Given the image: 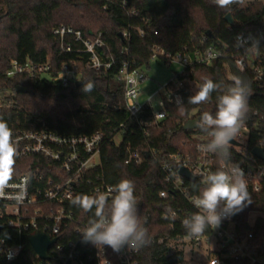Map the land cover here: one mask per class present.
<instances>
[{
  "label": "trees",
  "instance_id": "obj_1",
  "mask_svg": "<svg viewBox=\"0 0 264 264\" xmlns=\"http://www.w3.org/2000/svg\"><path fill=\"white\" fill-rule=\"evenodd\" d=\"M121 1L0 0V118L14 129L77 136L102 132L101 163L81 179L82 187L87 190L80 194L91 195V188L101 181L114 185L121 179L134 181L139 214L142 220L146 219L145 226L151 238L147 246L140 248L139 264H202L198 259H185L183 251L168 243L152 241L167 233L171 236L177 233L162 219V213L175 208L176 204L160 196L163 190H170L163 180L160 158L163 153L195 151L202 140L200 137L209 142L207 131L186 130L183 125L203 111L214 115L216 97L226 90L233 76L241 77L250 88L248 110L240 128L247 134L242 149L249 156L255 147H264V87L255 80L251 70H240L233 57L238 33H255L263 28L264 3L253 1L243 6L239 2L221 9L212 0H127V8H122ZM132 6L137 11L133 15L129 11ZM229 12L234 16L235 25L226 20ZM62 24L80 30L84 37L94 38L101 34L107 44V57L114 60L111 67L96 70L88 66L86 53L62 52L53 33V29ZM209 46L220 50L222 55L210 64L197 61V56ZM74 48L81 49L82 44L76 42ZM156 50L170 54L179 52L192 60L173 78L181 83L180 87L173 79L167 83L168 89L180 93L184 114L180 113L178 104L165 97L168 115L159 123H155L153 105L149 102L137 115L130 114L125 104L124 83L118 79L124 62L129 61L133 68L148 65ZM258 53L257 63L264 67V41ZM29 58L37 63L50 60L53 75L64 62L77 65L82 70L81 78L65 87L53 77L7 75L13 59ZM156 59L164 62L162 57ZM205 77L219 83L221 89L213 93L212 100L206 104H189V97L195 94ZM89 81L94 88L84 93L83 85ZM20 88L26 91H19ZM119 132H123L124 139L117 143L115 136ZM135 150L143 155L141 162L126 163L130 151ZM154 151L156 155L152 154ZM146 152L151 154L145 157ZM230 153V160H245L232 145ZM216 159L222 160L218 156ZM57 164L43 157H15L13 173L19 176L40 167L46 176L52 175L50 170ZM89 178L93 183L87 186ZM198 191L197 186L191 189L196 194ZM249 193L252 203L232 217L237 230L244 234L251 227L248 223L251 212H264V187L260 192ZM78 212L80 216L68 233L71 238L75 228L87 224L90 218L83 210L78 209ZM4 221L0 219L1 237L8 247L21 241L23 249L13 260H7L5 253L0 251V264H39V256L28 240L30 232L20 233ZM256 228L257 236L264 237V218L257 219Z\"/></svg>",
  "mask_w": 264,
  "mask_h": 264
},
{
  "label": "built area",
  "instance_id": "obj_2",
  "mask_svg": "<svg viewBox=\"0 0 264 264\" xmlns=\"http://www.w3.org/2000/svg\"><path fill=\"white\" fill-rule=\"evenodd\" d=\"M128 2L122 0L121 7L127 8ZM129 11L132 15L137 13L133 6ZM141 32L143 33V31ZM53 33L62 52L86 53L88 66L91 68L108 70L114 62L113 57H107V44L101 34L94 38L84 37L80 30L65 24L55 27ZM124 35L128 36V33H124ZM238 35L245 38H256L261 44L264 41V26L255 33L241 31ZM76 42L82 44L81 49L74 48ZM248 43L250 44L251 40H248ZM258 54V49L245 51L243 47L237 46L236 40V52L235 55L233 54L235 63L242 71L251 70L255 74V80L264 87V67L257 63ZM221 55L220 50L209 46L203 54L197 56V61L210 64ZM159 57H162L166 63L180 62L184 67L192 63L190 56L179 52L170 54L156 50L153 58ZM52 71L53 65L50 60L37 63L30 58L24 61L13 59L7 75L10 77L19 74L53 77L67 87L79 81L82 74V70L77 65L71 66L66 62L61 65L56 75H53ZM118 79L124 83L126 107L130 114L135 116L146 105V103H140L139 96L141 94L140 83L147 79V75L142 67L133 68L132 64L126 61L119 70ZM173 81L179 87L181 86L177 79H173ZM160 94L163 106L159 110L153 108L155 123H159L168 115L165 97L169 102L176 104L177 98H179L180 103L182 101L180 93L168 89L167 84ZM11 129L13 142L18 152L16 157H43L58 163L50 170L52 175L46 176L40 167L31 169L19 176L13 173L12 179L9 181L12 187L6 188L4 194L0 195V219L5 220L9 226L17 228L20 233H32L40 230L48 234L51 239H56L54 245L49 249V258L43 260L38 257L40 259L39 264H139L140 249L132 250L125 246L117 253L108 246L98 248L90 243H83L80 232L87 224H81L75 228L73 238L68 236L79 215L78 208L70 204L69 197L87 190V187H82L81 179L101 163V160L100 163L95 162L94 158L101 154L104 134L98 131L92 135L81 134L77 136L60 135L44 130ZM246 138L247 134L240 131L235 138L240 143L238 145L231 143L236 151L243 154L245 160L241 162L217 161L215 154L200 152L198 146L207 143L205 139L197 144L195 151L182 152L179 150L161 155L160 168L163 173V180L170 187V190H163L160 196L166 199L170 198L176 204L175 208L162 213V219L169 223L171 231H177V233L175 236L167 233L153 238L152 241L158 242V244L168 243L178 251H183L185 256L187 245L199 252L202 250L199 246L200 243L210 241V237L215 236V248L211 249L210 256L206 260H202L198 256L193 259L202 261V264H264V237H258L256 234L257 219L264 218V212H251L248 220L251 227L246 234L237 230V223L232 219L233 215L223 219L219 228L209 229L208 234L198 237L188 236L184 233L185 230L182 226L185 217L198 211L192 204V199L196 195V193L191 192L193 182L199 190L202 189L205 186L202 183L203 176L209 171L231 167L233 164L238 165L245 173L248 191H262L264 187V159L256 157L252 152L248 156L242 149V144L245 143ZM152 154L156 155L157 153L154 151ZM142 157L143 155L139 151H130L126 163L138 164ZM183 167L194 175L193 180L180 173V169ZM26 178H28L27 181ZM92 183V179L89 178L87 186L92 185ZM113 186L115 185L101 181L91 188V195L100 192L111 195L108 190ZM20 190L25 192V196L22 201H17L14 194ZM254 213L259 214L255 219L252 218ZM83 214L91 216V213L84 211ZM173 214L174 219L165 218ZM0 241H3L0 243V251L5 253L7 260L15 259L23 249L21 241L12 247H8L5 238H2L1 235ZM9 256L12 258L9 259Z\"/></svg>",
  "mask_w": 264,
  "mask_h": 264
},
{
  "label": "clouds",
  "instance_id": "obj_3",
  "mask_svg": "<svg viewBox=\"0 0 264 264\" xmlns=\"http://www.w3.org/2000/svg\"><path fill=\"white\" fill-rule=\"evenodd\" d=\"M221 9H228L231 5L242 0H212ZM237 46L245 51L256 50L260 47L256 38H245L238 35ZM251 40V43H248ZM94 88L92 82L83 85L84 93ZM221 89V85L211 78L205 77L198 85V90L190 96L188 103L201 105L210 102L213 93ZM249 85L239 76H233L232 82L226 90L216 97V111L213 115L203 111L195 126L201 131H207L209 142L200 144L198 150L202 153H212L228 162L231 157L230 145L243 126L248 110ZM178 109L184 114V106L177 98ZM18 155L13 142V131L8 123L0 118V195L6 188L12 187L9 181L13 176L14 159ZM28 178H26L27 181ZM205 185L192 199V204L198 210L182 221L186 234L198 237L209 229L215 230L221 226L222 220L229 218L252 203L251 195L245 179L244 171L233 164L216 171H209L203 176ZM195 188V185L192 186ZM95 195L78 194L69 197L74 207L91 213L87 225L82 229L83 243H90L98 248L110 247L114 252H120L125 246L128 249L139 250L151 242L146 219L139 214L138 201L135 196V183L130 179H121L108 190ZM25 192L17 191L14 198L24 199ZM165 218L174 219L172 216ZM3 241H0L2 243ZM12 257L9 256V259Z\"/></svg>",
  "mask_w": 264,
  "mask_h": 264
},
{
  "label": "rangeland",
  "instance_id": "obj_4",
  "mask_svg": "<svg viewBox=\"0 0 264 264\" xmlns=\"http://www.w3.org/2000/svg\"><path fill=\"white\" fill-rule=\"evenodd\" d=\"M253 1L264 3V0H242V5L245 6ZM183 68L184 65L180 62L166 63L159 61L156 58H152L148 65H142V70L146 73L147 79L140 83V103L144 104L149 101L155 110L161 109L163 105L161 104L162 96L160 92L163 87L174 78L176 72L183 71ZM7 95H9V93H7ZM200 138L204 139L205 137ZM122 139H124L123 132H119L115 136V141L120 143ZM94 159L95 162L100 163V155H96ZM258 215V213H254L252 214V218L255 219ZM215 242V236H211L210 241H202L199 245L202 250L199 252L193 250L190 245H187L185 250L186 259H193L198 256V258L206 260L211 254V249L215 248Z\"/></svg>",
  "mask_w": 264,
  "mask_h": 264
},
{
  "label": "water",
  "instance_id": "obj_5",
  "mask_svg": "<svg viewBox=\"0 0 264 264\" xmlns=\"http://www.w3.org/2000/svg\"><path fill=\"white\" fill-rule=\"evenodd\" d=\"M226 20L229 21V24L231 25L236 24L234 16L231 12L227 13ZM81 82L82 81L78 82V84H80ZM19 91H26V89L20 88ZM199 118L200 116L195 119H191L187 121L186 124L183 125L184 129L186 130L196 129L197 127L195 126V121L198 120ZM231 143L233 145H238L240 142L234 139L233 141H231ZM252 153L256 157L264 159V148L263 147H259V146L255 147L252 150ZM148 155H149V152H146L145 157H147ZM180 173L190 180L194 179V175H192L190 171H188L184 167L180 169ZM1 231H2V225L0 223V235H1ZM28 240L31 246L33 247V249L35 250L36 254L39 256V258L46 260L49 258V254H48L49 249L54 245L56 239H51L48 234L40 230H36L28 235Z\"/></svg>",
  "mask_w": 264,
  "mask_h": 264
}]
</instances>
